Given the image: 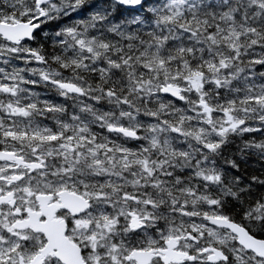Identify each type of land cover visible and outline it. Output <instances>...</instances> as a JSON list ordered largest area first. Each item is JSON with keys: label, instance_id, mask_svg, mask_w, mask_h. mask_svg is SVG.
Returning <instances> with one entry per match:
<instances>
[{"label": "snow or ice", "instance_id": "1", "mask_svg": "<svg viewBox=\"0 0 264 264\" xmlns=\"http://www.w3.org/2000/svg\"><path fill=\"white\" fill-rule=\"evenodd\" d=\"M0 264H264V0H0Z\"/></svg>", "mask_w": 264, "mask_h": 264}]
</instances>
